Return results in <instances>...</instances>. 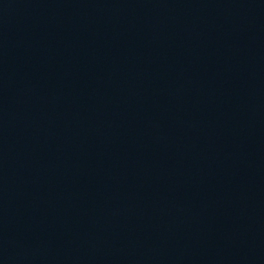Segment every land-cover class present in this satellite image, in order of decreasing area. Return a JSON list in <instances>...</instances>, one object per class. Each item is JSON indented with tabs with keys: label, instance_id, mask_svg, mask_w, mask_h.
Listing matches in <instances>:
<instances>
[{
	"label": "water",
	"instance_id": "95a60500",
	"mask_svg": "<svg viewBox=\"0 0 264 264\" xmlns=\"http://www.w3.org/2000/svg\"><path fill=\"white\" fill-rule=\"evenodd\" d=\"M0 264H264V0H0Z\"/></svg>",
	"mask_w": 264,
	"mask_h": 264
}]
</instances>
